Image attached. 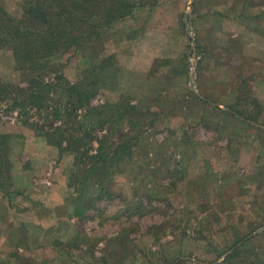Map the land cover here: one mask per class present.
I'll use <instances>...</instances> for the list:
<instances>
[{
  "label": "rangeland",
  "instance_id": "1",
  "mask_svg": "<svg viewBox=\"0 0 264 264\" xmlns=\"http://www.w3.org/2000/svg\"><path fill=\"white\" fill-rule=\"evenodd\" d=\"M144 1L63 62L71 83L97 68L91 107L144 114L102 188L39 136L58 120L0 103V264H264V0ZM0 82L24 86L7 49Z\"/></svg>",
  "mask_w": 264,
  "mask_h": 264
},
{
  "label": "trees",
  "instance_id": "2",
  "mask_svg": "<svg viewBox=\"0 0 264 264\" xmlns=\"http://www.w3.org/2000/svg\"><path fill=\"white\" fill-rule=\"evenodd\" d=\"M147 5L144 0H28L22 4L19 18L10 16L0 5V49L13 54L24 82V86L0 82V103L20 110L21 116L36 109L43 113L45 121L49 116L59 121L54 128L49 125L48 131L37 126L39 136L48 145L73 156L81 186L96 180L102 188L114 167L131 158L142 133L131 132L144 114L126 101L91 107L90 100L102 84L95 73L97 68L71 83L62 74L63 62L99 38L104 30ZM227 112L239 121H255L233 108ZM27 120L24 123L33 127ZM125 123L129 126L126 132ZM98 130L105 131L100 138ZM9 137L0 135V176ZM93 142L97 143L94 151ZM238 252L239 249L229 258Z\"/></svg>",
  "mask_w": 264,
  "mask_h": 264
},
{
  "label": "water",
  "instance_id": "3",
  "mask_svg": "<svg viewBox=\"0 0 264 264\" xmlns=\"http://www.w3.org/2000/svg\"><path fill=\"white\" fill-rule=\"evenodd\" d=\"M192 45L194 46V41L192 42ZM193 84V83H192ZM191 84V88L193 89L194 88V86Z\"/></svg>",
  "mask_w": 264,
  "mask_h": 264
}]
</instances>
